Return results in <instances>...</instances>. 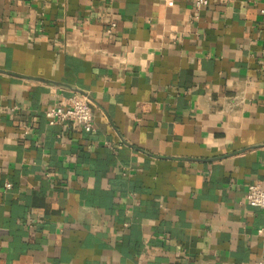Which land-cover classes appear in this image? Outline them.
Instances as JSON below:
<instances>
[{
  "label": "crops",
  "instance_id": "crops-1",
  "mask_svg": "<svg viewBox=\"0 0 264 264\" xmlns=\"http://www.w3.org/2000/svg\"><path fill=\"white\" fill-rule=\"evenodd\" d=\"M263 10L0 0V264H264Z\"/></svg>",
  "mask_w": 264,
  "mask_h": 264
},
{
  "label": "built area",
  "instance_id": "built-area-1",
  "mask_svg": "<svg viewBox=\"0 0 264 264\" xmlns=\"http://www.w3.org/2000/svg\"><path fill=\"white\" fill-rule=\"evenodd\" d=\"M210 2L211 0H194L197 9L206 7ZM115 27L116 22H112L108 31L111 32ZM46 116L51 124L61 122L66 127L82 128L88 132L95 130L92 102L88 97L79 93H74L64 98L60 103L52 105L46 110ZM6 186L10 188L12 184L8 182ZM246 201L264 211V186L258 182L249 184ZM259 232L263 233V229H260Z\"/></svg>",
  "mask_w": 264,
  "mask_h": 264
}]
</instances>
